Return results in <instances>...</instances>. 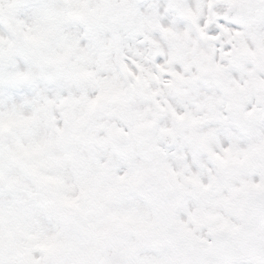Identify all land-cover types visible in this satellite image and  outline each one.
<instances>
[{
  "label": "rangeland",
  "instance_id": "obj_1",
  "mask_svg": "<svg viewBox=\"0 0 264 264\" xmlns=\"http://www.w3.org/2000/svg\"><path fill=\"white\" fill-rule=\"evenodd\" d=\"M62 1L65 6L61 0H0V177L5 181L0 187V264H100L104 256L133 246L138 234L155 228L158 205L139 191L140 180L156 170L146 156L149 135L161 177L171 188L182 187L175 193L179 199L190 188L206 189L227 176L223 167L253 156L254 177L227 176L234 186L225 200L251 189L264 192V0H255L257 24L249 31L223 22L234 0H199L192 11L186 0L140 6L128 0ZM116 2L124 20L113 31L103 14ZM56 3L62 4L59 12L49 15L50 4ZM151 18L160 22L157 33L146 27ZM128 33L142 38L144 49L125 50L136 55L153 81L164 75L157 88L146 90L140 75L129 78L120 66L124 50L116 55L115 40ZM165 46L171 56L160 68ZM114 72L119 79L110 77ZM226 80L234 84L233 93L226 92ZM64 87L65 96L59 97ZM72 87L80 96L67 100ZM171 88L185 92L189 101L170 99ZM207 88L215 92L208 94ZM45 92H55V102L46 100ZM130 102H136L133 110L125 107ZM78 110L87 114L74 132ZM35 115L45 123L40 146L27 136ZM165 134L176 138L173 148L164 146ZM117 140L127 141L135 156L116 154ZM194 140L203 142L204 150L227 147V154L218 163L210 158V171L208 162L194 158ZM52 168L75 184L77 199L63 195L49 176ZM188 168L201 178L207 172L209 185L184 178ZM30 208L41 222L33 232L19 222ZM238 221L233 212L232 219L220 224L234 227ZM53 230L56 239L50 237ZM35 249L42 261L29 256ZM172 263L164 249L130 262Z\"/></svg>",
  "mask_w": 264,
  "mask_h": 264
},
{
  "label": "water",
  "instance_id": "obj_2",
  "mask_svg": "<svg viewBox=\"0 0 264 264\" xmlns=\"http://www.w3.org/2000/svg\"><path fill=\"white\" fill-rule=\"evenodd\" d=\"M108 17L115 23L112 19H117V11L114 12L112 9ZM151 27L156 28V23L152 22ZM168 142L172 143V140ZM118 150L123 154H130L128 147L124 144H118ZM142 188H147L144 182H142ZM248 200L246 226L237 236L221 237L211 244H199L185 236L169 232L164 243L174 250L175 264H233L241 260L243 254H246L254 264H264V248L260 236L264 220L257 225L258 215L264 214V195L259 192H250ZM126 263L127 259L121 255L114 256L109 262V264Z\"/></svg>",
  "mask_w": 264,
  "mask_h": 264
},
{
  "label": "bare ground",
  "instance_id": "obj_3",
  "mask_svg": "<svg viewBox=\"0 0 264 264\" xmlns=\"http://www.w3.org/2000/svg\"><path fill=\"white\" fill-rule=\"evenodd\" d=\"M199 0H189V4H190V7L192 9V6L193 5H196L198 3ZM61 3H59V6L56 4H52L48 13L50 14H55V13H58L59 12V8L61 7ZM193 29L195 30V28L193 27ZM195 31H193L191 34H190V38L194 39L195 37L197 38L198 35H196ZM116 45L118 47V51H121V50H124L123 51V54H119V59H121L120 61V66L122 65L123 66V69L125 70V72L128 74L129 78H131L132 74L135 73V75H140L139 77L141 78L142 75H143V78L139 79V77H137L138 80H141V82H146L147 83V86L145 87L146 90L150 91L154 88H157L158 86H160L163 82V79H164V75H162V78L158 81V82H155L151 79V77L146 73V71L144 70V68L142 67L141 63H138L137 62V59L138 58H135L136 55L125 50V49H132L131 47H136V48H139V49H144L143 47V40L141 38H137V39H131V38H124L122 41L118 40L116 42ZM219 44H216V47H218ZM245 49L246 50H249V44H246L245 46ZM164 52H163V55L161 58H159L160 60V68L161 66H164L165 64H167L169 62V58L171 56V53H170V50L167 48V46H165V48H163ZM119 53V52H118ZM154 68H156V66H158V63L157 65L156 64H152ZM110 77L112 79H119V75L118 73L114 72L113 75L110 74ZM33 80H34V83L39 87V81L38 79L34 76L33 74ZM138 80L135 82L137 85H141L140 82H138ZM126 84L128 85L129 82L126 81ZM226 84V92L227 93H233L234 91V84L231 83L229 80H226L225 82ZM143 87V86H142ZM60 94H59V97H62V96H65V87L60 89ZM215 91L213 89H208L207 88V93L208 94H213ZM46 95H45V99L46 100H50L51 102H55V100L57 99V94L55 92H53L52 94H50L49 92H45ZM84 93V92H82ZM50 94V95H49ZM215 95V94H214ZM80 96V91H77L76 88L72 87L70 92H69V95L67 97V100H70V99H78ZM142 101V100H140ZM136 102H130L129 104L125 105V107L127 108H132L134 107ZM56 110V109H55ZM54 110V113L56 112ZM133 110V108H132ZM87 113L83 112V111H77L75 116H76V120L78 121L77 124L74 125V128H73V131L74 132H77L78 128L83 125L82 123H84L85 121V116H86ZM59 118L56 117V120H58ZM114 120V119H113ZM57 126H59L58 123L55 124V127L57 128ZM45 128V123L39 118L38 115H35L34 119H33V122H32V127L30 128L31 131L30 133L27 135L28 137H31L30 138V141L32 143L33 146H40L39 144L41 143V139L43 138V130ZM77 149V148H76ZM57 172L58 170L57 169H54L52 168L51 171H50V178L53 179L56 184L59 185V188L61 190V192L63 193V195L66 197V198H72V199H77V196H78V192H77V189H76V186L75 184L72 182V181H66L64 180L63 178L59 177L57 175ZM68 178V177H67ZM69 180V178H68ZM29 214V215H28ZM32 217V222L30 221V218ZM35 218V215H32V209L30 208L29 210H27V212L25 214H23L20 218H19V222L23 223L24 225V228L25 230H30L31 232H33V229L37 230L40 228V219H37V220H34ZM31 225V226H30ZM40 230V229H39ZM38 230V232H39ZM50 237L52 239H56L58 237V233L56 231H50ZM38 252L41 253L40 250H34L33 253L29 256H33L38 259V260H43V257L41 256V254H39Z\"/></svg>",
  "mask_w": 264,
  "mask_h": 264
},
{
  "label": "flooded vegetation",
  "instance_id": "obj_4",
  "mask_svg": "<svg viewBox=\"0 0 264 264\" xmlns=\"http://www.w3.org/2000/svg\"><path fill=\"white\" fill-rule=\"evenodd\" d=\"M225 150H226V147L223 148V152H225ZM248 164L250 165V168H248V171H249L253 167L254 163L253 162H249ZM228 170H232L233 171V169H229V168H228ZM219 189H220L221 192H224L223 189H221V188H219ZM207 193H208L207 194L208 197H210V191H208ZM215 199L217 200V203H215L216 206H217V211H215L213 213L214 214V217L212 219H213L214 222H217V219H224L225 218V216H226L225 215L226 214V210H225V208H223V205H224V199H223V197H220L218 195V197L215 198ZM200 200H203V199H200ZM174 203H175V201L172 200L171 205L170 206H167V208H165V212H166L165 221H166L167 225H173L174 224L173 219L175 220L176 217L179 214L178 213L179 211H175L174 214H171L172 211H173V209H174V208H171V207L173 206ZM203 203H205V206L203 208H206L207 209L210 206L209 205V201H207V200L204 201ZM234 203H235V206H239V211H240L241 210L242 201L239 200V199H235ZM206 212L208 214H210V211L209 210H207ZM195 217L197 218V221H198L197 228L199 229V233H201V231H202L201 228H202L203 224H199V222L206 223V222H210L211 220H208L207 219V214L203 210H198L196 212V214H195ZM191 218L194 219L193 216H191ZM179 219L184 224L189 223L186 220V217L184 215H181Z\"/></svg>",
  "mask_w": 264,
  "mask_h": 264
}]
</instances>
